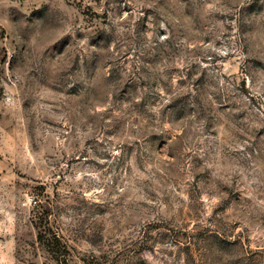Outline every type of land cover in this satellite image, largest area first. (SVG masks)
Here are the masks:
<instances>
[{
  "label": "rangeland",
  "instance_id": "374dc122",
  "mask_svg": "<svg viewBox=\"0 0 264 264\" xmlns=\"http://www.w3.org/2000/svg\"><path fill=\"white\" fill-rule=\"evenodd\" d=\"M0 264H264V0H0Z\"/></svg>",
  "mask_w": 264,
  "mask_h": 264
},
{
  "label": "crops",
  "instance_id": "0c3cea01",
  "mask_svg": "<svg viewBox=\"0 0 264 264\" xmlns=\"http://www.w3.org/2000/svg\"><path fill=\"white\" fill-rule=\"evenodd\" d=\"M11 243L12 242H10V241H7L5 243L4 242L1 243V245L2 246L5 245L4 247L6 248V251H4L2 253L7 254V255L12 253L13 249H12V247H10L11 246Z\"/></svg>",
  "mask_w": 264,
  "mask_h": 264
},
{
  "label": "built area",
  "instance_id": "2783aa9c",
  "mask_svg": "<svg viewBox=\"0 0 264 264\" xmlns=\"http://www.w3.org/2000/svg\"><path fill=\"white\" fill-rule=\"evenodd\" d=\"M30 204H31V205H32V204L35 205V200H34V198H30Z\"/></svg>",
  "mask_w": 264,
  "mask_h": 264
}]
</instances>
